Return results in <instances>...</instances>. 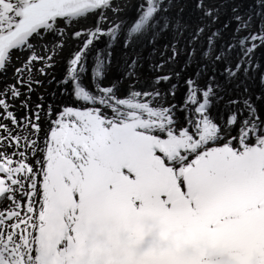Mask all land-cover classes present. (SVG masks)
<instances>
[{"label":"snow or ice","instance_id":"6c2138e0","mask_svg":"<svg viewBox=\"0 0 264 264\" xmlns=\"http://www.w3.org/2000/svg\"><path fill=\"white\" fill-rule=\"evenodd\" d=\"M0 264H264V0H0Z\"/></svg>","mask_w":264,"mask_h":264}]
</instances>
